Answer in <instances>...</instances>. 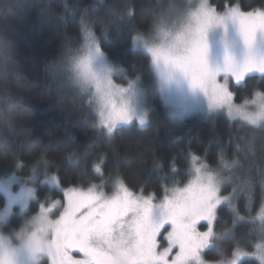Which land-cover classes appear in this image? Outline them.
<instances>
[{
  "label": "trees",
  "instance_id": "obj_1",
  "mask_svg": "<svg viewBox=\"0 0 264 264\" xmlns=\"http://www.w3.org/2000/svg\"><path fill=\"white\" fill-rule=\"evenodd\" d=\"M209 1L217 10L234 5L244 10L264 8V0ZM23 6L19 23L13 24L7 35L21 53L22 73L40 85L27 102L33 113L32 142L42 145L32 153L20 148L14 163L25 173L39 169L34 185L40 206L56 200L64 205L65 192L72 188L103 185L111 193L117 181L134 192L159 198L165 187L185 184L197 160L222 174L235 162L238 180L224 192L236 188L235 209L243 219H237L227 205L222 206L214 230L216 234L230 232L204 256L207 261H217L221 252L230 256L238 248L255 251L261 241L257 230L260 221L254 218L264 206V131L230 119L225 112L193 113L174 119L158 97L151 101L150 124L120 126L109 136L86 110L65 114L53 106L55 99L46 98L54 85L45 75L44 64L62 51L79 48L85 27L96 34L109 60L121 67V77L116 80L119 84L141 77L145 89L153 90L155 75L148 67L150 57L142 49H133L130 37L147 28L151 16L162 7L161 0H23ZM235 86V101L242 103L258 92L264 93V77L252 75ZM49 133L55 136L48 137ZM226 164L230 167L224 168ZM12 173L10 163L0 165V177L7 178ZM45 176L57 178L58 187L49 184ZM245 181L250 182V190ZM4 203L0 191V206ZM37 207L36 202L31 203L30 211ZM19 219L16 209L5 231ZM238 264L259 261L245 258Z\"/></svg>",
  "mask_w": 264,
  "mask_h": 264
},
{
  "label": "snow or ice",
  "instance_id": "obj_2",
  "mask_svg": "<svg viewBox=\"0 0 264 264\" xmlns=\"http://www.w3.org/2000/svg\"><path fill=\"white\" fill-rule=\"evenodd\" d=\"M196 20L198 27L190 40L178 36L168 48H149L152 62H163L181 73L193 90L203 92L210 111L224 109L230 119L264 131V96L258 94L256 99L235 104L228 87L229 78L239 85L250 74L264 77V55L255 51L258 35L264 37V11H241L237 6L218 13L211 6L202 8ZM225 20L237 26L247 51L240 61L225 56L223 67L213 70L207 59L206 34L214 22L224 23ZM84 38L87 55L77 66L86 78L91 76L94 81L101 101L99 126L111 134L118 124H131L133 113L126 103H116L114 97L126 89L112 83L109 71L101 75L92 70L91 63L98 57L99 48L89 29H85ZM138 123L145 125V119L140 117ZM231 167H235V162ZM51 181L55 183L56 178L52 177ZM227 182L228 177L221 171L201 164L194 165L193 178L186 186L165 187L158 200L153 196L136 195L119 181L111 195L97 190L96 186L86 192L69 189L65 192L66 205L54 226L51 264H204L203 251L215 247L210 245L216 236L213 222L217 219V208L227 204L237 219H243L233 203L236 188L231 197L221 194L222 185ZM244 184L250 190V182ZM255 219L260 221L257 230L261 243H257L251 253L236 249L230 254L228 264H238L247 256H254L259 264H264V206ZM202 221L207 222V231L198 230ZM229 232L221 234L225 236ZM158 237L167 241L163 251H158ZM173 249L177 251L170 260ZM74 251L81 253L82 258H75ZM219 254L225 256L223 252ZM217 264H223V260Z\"/></svg>",
  "mask_w": 264,
  "mask_h": 264
},
{
  "label": "clouds",
  "instance_id": "obj_3",
  "mask_svg": "<svg viewBox=\"0 0 264 264\" xmlns=\"http://www.w3.org/2000/svg\"><path fill=\"white\" fill-rule=\"evenodd\" d=\"M161 3L162 7L151 16L147 28L137 30L130 37L133 49L140 48L150 57L148 67L155 75L153 94H158L160 89L177 75L187 79L163 62L154 64L148 49L168 48L176 42L178 36L183 37L185 41L190 40L198 27L197 14L202 8H211L209 0H161ZM23 11V0H0V165L10 163L13 167L10 177H0V188L3 189L2 194L5 197L4 205L0 206V264H16L17 252L25 255L27 264H51L54 226L57 218L51 215V211H47L48 207L40 206V198L34 186L39 169L25 173L17 169L14 163L20 148L32 153L42 145V142H32L33 113L27 102V98L33 95L40 85L22 73L21 53L15 42L7 35L9 28L19 23ZM226 23L227 20L224 23L214 22L210 28H223ZM92 35L96 38L93 33ZM237 42L242 45V59L244 58L247 50L238 33L237 40L225 44V56L233 57L228 50L236 47ZM85 44L84 38L79 48L62 51L55 59L44 64L45 75L54 85V90H49L46 98L55 99L53 106L62 113L70 114L74 110L83 109L99 121L101 101L95 83L91 76L86 78L83 70L77 66L87 55ZM96 46L99 48L98 57L106 56L97 38ZM255 51L264 55V51L258 50V46ZM120 69L121 67L109 69L113 84L121 77ZM140 81L141 77L127 80L120 86L126 91L116 95L114 99L117 104L126 103L133 113V119L138 121L143 117L146 124L150 115L149 109L144 108L137 115L130 108L133 90ZM211 112L209 110V114ZM66 133L69 132L66 130ZM112 133L107 134L111 136ZM53 136L55 134L48 135V137ZM10 181L22 182L15 195L10 194L8 190L7 185ZM33 202H36L38 207L36 211L31 212L30 204ZM17 207L20 219L14 226L4 231L14 214V208ZM223 239L221 233L216 234L210 246H216ZM229 259L230 257L225 255L217 260L216 264L220 260H223V264H228ZM204 264L209 262L204 260Z\"/></svg>",
  "mask_w": 264,
  "mask_h": 264
},
{
  "label": "rangeland",
  "instance_id": "obj_4",
  "mask_svg": "<svg viewBox=\"0 0 264 264\" xmlns=\"http://www.w3.org/2000/svg\"><path fill=\"white\" fill-rule=\"evenodd\" d=\"M209 3H210V1H209ZM210 5L212 6L211 3H210ZM237 6L240 8L241 11H253L252 9L251 10H244V8L239 6V5L226 6V8L237 7ZM224 10H217L216 9V11L218 13L219 12H223ZM256 11H264V8L263 9H256ZM85 29H89L96 36V34L93 32V30L90 29L89 27H85L84 28V35H85ZM237 33H238L237 26L232 24V23H230V22L226 23L223 28L213 27V28H210L208 30V32L206 34V39H207V43H208V57H207V59H208L209 66L213 70L223 67L224 59H225V52H226L225 44L226 43H230V42H232L234 40H237ZM96 38H97V36H96ZM257 46H258V50L264 51V37H261V36L258 35V37H257ZM228 51L232 54V56L237 61L242 59V45L239 42H237L236 47L231 48ZM116 67H119V66H117L114 63H112L109 60L108 56L96 57L91 63L92 70L95 73L101 74V75L104 74L105 72L109 71L110 68H116ZM252 75L259 76V74H250L249 76H252ZM249 76H246L245 79L247 77H249ZM219 81L222 83L223 82V78L222 77L219 78ZM114 83L116 85H118V86L122 85V84H119L117 81H114ZM241 83H244V81H242ZM235 85H237L235 83V81L232 78H229L228 87H229V91L230 92L234 93L233 89H234V87H236ZM258 94L261 95V96H264V93H259L258 92L254 96V98L248 99V100L250 101V100L256 99ZM158 97L163 99V101H164V103L166 105V108L168 110V113L174 119H182V118H185V117H187V116H189V115H191L193 113H202V114H205V115L209 114V107H208L207 98L203 94V92L200 91L199 89L193 90L190 87V85H189L187 80H185L183 77L177 75L171 82L167 83L164 87H162L158 94H153V90L149 89L148 87L145 89V87L141 83H139L138 86L133 90L132 99L130 101L131 110H133L137 115L144 108H148L149 112H150V115H149V117L147 119V123L145 125H143V126H147L148 124L151 123L152 113H153L152 112L153 109L150 106L151 105V101L155 100ZM233 103H235V104H244L245 101L242 102V103H237L235 101L234 94H233ZM217 112H225L227 114V111L224 110V109L214 110L210 114L217 113ZM133 123H138V121L133 119L131 124H133ZM120 126H128V125H117L114 128V130L117 127H120ZM105 131L107 133L106 129H105ZM201 164L205 165L210 170L216 171V170L210 168L205 163L199 162L198 160L194 162L195 166H199ZM194 165H193V168H192V174H191L190 179L185 184L177 185V186L175 185V187H184L192 180L193 173H194ZM237 168H238V164H236L235 167H231L229 170L225 169V173H223V174L221 173L222 175L228 177V180H229V182H227L224 185H222L221 194L223 196L231 197L233 195V190L229 191V192H224V191H225L226 187H228L230 185L232 186L233 183L235 184L234 180H238V178L236 177L237 173L236 172L234 173V170L237 169ZM39 176L40 175H37L35 181L37 180V178H39ZM8 177H10V176H8ZM44 179L49 184H51L54 187H58V185H59L57 178H56V182L55 183H53L51 181V178H49V179L47 178L46 179V176L44 177ZM35 181H34V183H35ZM21 184H22V182L10 181L8 183V185H7L10 194L15 195L19 191V189L21 187ZM93 186H96L97 190H101L102 189L105 192L106 195H111L113 193V191L115 190V186H114L113 191L111 193H109V192L105 191L103 185H93ZM93 186H91L89 188H92ZM124 186L127 187L126 185H124ZM89 188H79L78 187V188H72V189H77V190L86 192V191H88ZM128 189H129V191H132L136 195H143L145 197L153 196L157 200L159 198H162V196H163L162 195L161 197L158 198L157 196H155L153 194L144 195V194H141V193L134 192L130 188H128ZM0 191L3 192V189L0 188ZM233 203H234V206H235L236 203H237V198L236 197H235ZM65 205H66V199H65V204L64 205L62 204V202L60 200H56V201L48 203L47 205H44V206H46L49 209H51V215L52 216H54V213H56L57 211H60V213L58 215L54 216L55 218L58 219L60 214L63 212V209H64ZM225 205H227V204L220 205L217 208V212L222 206H225ZM16 209H18V207L14 208V212H15ZM215 221L213 222V231L214 232H215V230H214ZM203 224H205V226L202 228ZM197 228H198L199 231H207V222L202 221L197 226ZM4 231H5V228H4ZM162 234L166 235V233H163V230H162ZM165 247H167V241L165 239H163L162 237H158V251H163V249ZM208 249L209 248L205 249L203 251V253H202V256H203L204 260H206V258L204 256V253ZM176 251H177L176 249H173V252L169 256L170 260L174 257ZM246 252L251 253V252H254V251H246ZM72 255L75 258H77V259L82 258V254L79 253V252H76V251H74L72 253ZM245 258H254V259H256L254 256H247V257H243L241 259H245ZM208 262H209V264H216V261H208ZM16 264H27L26 257H25V255L22 252H17V254H16Z\"/></svg>",
  "mask_w": 264,
  "mask_h": 264
}]
</instances>
